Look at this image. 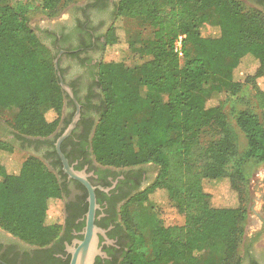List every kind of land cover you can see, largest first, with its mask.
<instances>
[{
  "label": "trees",
  "instance_id": "16d2710c",
  "mask_svg": "<svg viewBox=\"0 0 264 264\" xmlns=\"http://www.w3.org/2000/svg\"><path fill=\"white\" fill-rule=\"evenodd\" d=\"M29 1L0 0V108L17 109L12 130L0 138V225L44 248L60 237L64 226V212L55 209L64 192L56 170L59 166L63 173L55 142L61 134L56 132L64 101L70 97L60 85L57 51L48 41V30L38 32L31 26ZM41 1L52 15L66 0ZM114 15L143 20L153 27L154 37L139 61L128 67L124 60L107 58L120 44L116 23L109 26L97 72L101 106L92 153L104 167L153 163L159 168L154 181L122 208L131 240L119 264H162L169 259L202 264L212 239L224 249L223 264H241L247 164L264 167V10L241 0H119ZM205 23L211 29L203 33ZM180 35H185L183 56L175 50ZM60 71L64 77L61 66ZM220 71L231 83L229 96L244 84L253 85L263 116L238 109L233 124L221 100L208 105L207 85ZM140 86L165 92L167 100L144 99ZM145 100L151 104L148 115L129 129L126 118ZM70 103L75 110L71 98ZM237 127L247 140L242 152ZM210 129H216L218 137L204 144L203 135ZM45 143L51 146L45 156L32 153L23 161L13 156L17 147L37 149ZM62 149L70 158L64 143ZM53 156L56 160L49 161ZM207 179H227L238 204L215 206L204 186ZM159 188L166 190L181 219L162 221L147 242L130 225L126 207L134 200H150Z\"/></svg>",
  "mask_w": 264,
  "mask_h": 264
},
{
  "label": "flooded vegetation",
  "instance_id": "af4514ba",
  "mask_svg": "<svg viewBox=\"0 0 264 264\" xmlns=\"http://www.w3.org/2000/svg\"><path fill=\"white\" fill-rule=\"evenodd\" d=\"M118 1L85 0L73 3L69 7L67 17L49 23L46 27L37 26L41 30H48V41L57 51L65 80L71 86L74 84L76 97L81 104V116L63 143L66 152L70 154V163L75 168L83 164L82 168L76 169H85L90 174L89 179L96 186L97 202L101 206L97 209L95 222L106 229L108 238L112 240L107 242L100 234L99 245L107 256L98 255L95 264H98V261L100 264H119L123 259L124 252L129 248L131 235L124 225L122 208L133 195L147 188L158 175L155 172L157 166L153 163L104 167L96 162L92 153L91 140L101 106L97 72L103 56L105 36L115 18ZM249 1L264 10V0ZM70 98H66L69 111L63 117L56 133L62 134L75 115L76 105L74 103V110ZM82 102L85 104L84 108ZM56 133L50 138H54ZM24 150L45 156L51 146L45 143L36 149L35 145H31ZM48 160L54 161L56 157H50ZM107 168L109 171H106ZM61 169L63 173H60L59 166L56 168L64 186L61 198L64 226L60 237L41 248L0 229V256L12 264H69L71 253L68 246L74 245L75 239L83 238L82 231L88 210V190L84 184L64 171L63 164ZM242 257L241 264H264V228L246 237ZM0 261V264L5 262L1 258Z\"/></svg>",
  "mask_w": 264,
  "mask_h": 264
},
{
  "label": "rangeland",
  "instance_id": "374dc122",
  "mask_svg": "<svg viewBox=\"0 0 264 264\" xmlns=\"http://www.w3.org/2000/svg\"><path fill=\"white\" fill-rule=\"evenodd\" d=\"M17 0H13L15 3ZM25 2V0H20ZM85 0H66L59 11L50 15L42 8L41 0L29 1L30 7V23L31 26L38 32L37 26L46 27L49 23L56 20H61L68 16L69 7L73 3H79ZM249 7H255L249 0H241ZM258 8V7H257ZM114 18L112 23H116L119 33V42L113 50L108 53L107 58H116L124 60L128 67H133L139 57L144 54L145 46L153 39V27L138 18L124 17L123 19ZM111 23V24H112ZM211 29L210 24H203L202 31ZM232 59L227 58L226 62L231 63ZM239 71V67L237 69ZM236 70V73L238 71ZM264 87V82L261 83ZM231 83L227 79L224 71L216 72L210 79L207 89L209 95L208 105L217 104L220 100L225 105V110L228 113L229 119L233 124H236L234 114L238 109H251L263 116V111L258 107L255 99L256 90L251 84H244L242 90L234 96H229L228 90ZM141 94L144 99H160L167 100V94L163 91L156 90L146 86H140ZM151 104L148 100L143 102L142 108L135 112L132 116L126 118L127 127L130 129L132 125L146 117L150 111ZM69 106L66 100L64 101L62 109V119L68 113ZM17 109L0 108V138L8 136L9 131L12 130V122L16 115ZM62 122V121H61ZM7 130V131H6ZM240 136L239 150L242 152L246 149L247 140L242 131L237 127ZM218 137L216 129H210L203 135V143ZM32 154L24 149L17 147L14 150L13 156L19 161L27 159ZM247 180L245 186L247 188L248 201L246 202L247 217L243 221L245 228L242 240L240 242V255H243V243L247 236L251 233L264 228V167L260 163L250 162L246 169ZM157 174L159 168L156 167ZM205 189L212 194V203L215 206L229 205L235 206L238 204L237 193L231 188L227 179L221 180H205ZM61 199L55 204V209L58 212L62 211ZM126 216L130 221V225L140 233L147 242L154 228L162 221L165 223H173L179 221L180 215L177 210L171 205L167 197L165 189H157L150 196V200H134L126 207ZM0 229L5 230L1 225ZM207 254L204 257L202 264H223L224 249L217 245V240L212 239L206 244ZM162 264H176L173 260H166ZM225 264V263H224Z\"/></svg>",
  "mask_w": 264,
  "mask_h": 264
},
{
  "label": "water",
  "instance_id": "95a60500",
  "mask_svg": "<svg viewBox=\"0 0 264 264\" xmlns=\"http://www.w3.org/2000/svg\"><path fill=\"white\" fill-rule=\"evenodd\" d=\"M55 67L57 69L61 87L71 97L76 105V112L71 123L55 142L56 150L62 161L64 171L70 177L84 184L88 190V210L86 213V224L84 230L82 231L83 238L75 239L74 245L68 246V250L71 253L69 264H95V260L98 255L107 256L106 252L103 251L102 247L99 245L100 234L105 237L107 242H112V240L108 238L106 229L98 226L95 222L97 209L101 208V206L97 202L96 186H94L89 179L90 174L85 169H76L70 163L69 158L65 155L62 149L63 141L71 134L81 116V104L76 97L73 87L66 82L60 71L59 57H56L55 59ZM99 187L103 189V187ZM2 263L7 264L5 262Z\"/></svg>",
  "mask_w": 264,
  "mask_h": 264
},
{
  "label": "built area",
  "instance_id": "2783aa9c",
  "mask_svg": "<svg viewBox=\"0 0 264 264\" xmlns=\"http://www.w3.org/2000/svg\"><path fill=\"white\" fill-rule=\"evenodd\" d=\"M185 35H180L175 42V50L179 53L180 56H183V39Z\"/></svg>",
  "mask_w": 264,
  "mask_h": 264
}]
</instances>
